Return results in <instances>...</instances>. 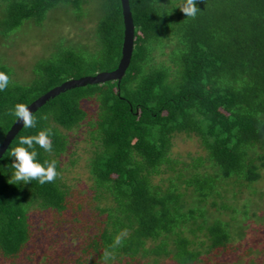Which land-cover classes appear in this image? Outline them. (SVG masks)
Instances as JSON below:
<instances>
[{
	"label": "trees",
	"instance_id": "1",
	"mask_svg": "<svg viewBox=\"0 0 264 264\" xmlns=\"http://www.w3.org/2000/svg\"><path fill=\"white\" fill-rule=\"evenodd\" d=\"M93 2L92 48L55 46L26 83L0 60V142L16 104L115 68L124 35L120 0H0L3 39L58 6L79 21ZM181 3L128 0L123 75L56 94L13 135L0 156V264H228L264 251V0H196L195 18ZM49 128L52 151L35 146L37 161L60 175L16 182L11 149ZM177 136L197 150L174 155ZM80 143L85 179L68 177Z\"/></svg>",
	"mask_w": 264,
	"mask_h": 264
},
{
	"label": "rangeland",
	"instance_id": "2",
	"mask_svg": "<svg viewBox=\"0 0 264 264\" xmlns=\"http://www.w3.org/2000/svg\"><path fill=\"white\" fill-rule=\"evenodd\" d=\"M98 4L96 2L85 6L81 20L77 21L75 14L66 6H58L48 12L41 26H35L30 21L24 22L12 32L10 38H0V60L12 67L13 78L21 83H26L32 77L34 62L50 55L55 46L88 43L92 48L94 39L91 36L94 21L98 16ZM85 31L88 32L84 39ZM91 32V33H90ZM84 39V40H83ZM86 144L80 143L78 154L79 163L70 169L68 177L77 176L85 179L84 151ZM197 150L195 142L185 136H177L174 139L172 151L174 155L185 156L188 152ZM264 186V182L261 183ZM264 206H262V209ZM256 239V237H254ZM243 260V262H242ZM228 264H264V251L253 252L250 255L243 254L241 261L236 256L228 258Z\"/></svg>",
	"mask_w": 264,
	"mask_h": 264
},
{
	"label": "clouds",
	"instance_id": "3",
	"mask_svg": "<svg viewBox=\"0 0 264 264\" xmlns=\"http://www.w3.org/2000/svg\"><path fill=\"white\" fill-rule=\"evenodd\" d=\"M186 17L195 18L199 9L196 6V0H182L178 6ZM10 83V77L0 72V91L6 90ZM10 114L16 118V122H22L23 128H34L37 124V118L32 114L28 105L18 103L14 109L10 110ZM42 119H47L46 116ZM52 130L44 129L35 135L21 136L19 146L11 149V157L15 160L11 165L15 170L12 178L16 182H24L27 184L32 180H37L41 185L54 182L60 173L57 172V162L55 160H45L43 163L37 161L38 153L35 146H39L46 152L52 151L51 137ZM119 242V241H118Z\"/></svg>",
	"mask_w": 264,
	"mask_h": 264
},
{
	"label": "water",
	"instance_id": "4",
	"mask_svg": "<svg viewBox=\"0 0 264 264\" xmlns=\"http://www.w3.org/2000/svg\"><path fill=\"white\" fill-rule=\"evenodd\" d=\"M122 7V15H123V24H124V35H123V43L121 49V58L117 64V66L109 71H105L102 73H96L94 75H87L76 79H71L63 82L62 84L52 88L48 92L44 93L28 106L30 111L33 112L39 106H41L44 102L55 96L56 94L81 85L102 82L110 79H119L125 69L129 64V60L132 52L133 45V23L131 19L130 8L128 5V0H120ZM22 122H13L9 130L5 133L2 141L0 142V156L5 150L7 144L10 142L13 135L21 128Z\"/></svg>",
	"mask_w": 264,
	"mask_h": 264
}]
</instances>
